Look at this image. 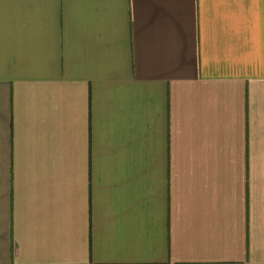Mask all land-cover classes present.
<instances>
[{
	"label": "crops",
	"instance_id": "crops-1",
	"mask_svg": "<svg viewBox=\"0 0 264 264\" xmlns=\"http://www.w3.org/2000/svg\"><path fill=\"white\" fill-rule=\"evenodd\" d=\"M0 264H264V0H0Z\"/></svg>",
	"mask_w": 264,
	"mask_h": 264
}]
</instances>
